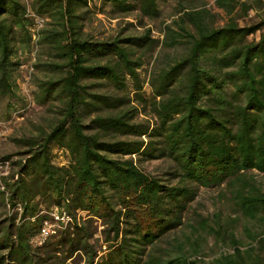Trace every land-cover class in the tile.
Wrapping results in <instances>:
<instances>
[{
    "label": "trees",
    "instance_id": "1",
    "mask_svg": "<svg viewBox=\"0 0 264 264\" xmlns=\"http://www.w3.org/2000/svg\"><path fill=\"white\" fill-rule=\"evenodd\" d=\"M87 1L93 0L31 3L47 20L36 44L49 58L34 67L55 74L39 80L31 97L39 105L55 102L56 117L47 130L13 139L23 150L11 162L14 170L0 178V206L6 198L10 208L18 204L20 210L0 214V264H73L76 257L84 264H139L146 245L181 223L195 186L225 183L248 218L264 210V193L246 176L252 170L264 174V15L238 23L249 10L262 8V1L214 0L227 16L219 27L207 24L203 8L184 11L178 30L167 25L164 44L183 39L186 51L150 77L149 99L141 94L140 60L132 49L156 40L147 31L87 37L85 11H79ZM98 1L113 13L136 6L148 18L159 13L156 0H137L136 6L130 0ZM31 26L20 0H0V100L9 109L12 71L21 64L14 57L32 49ZM126 75L133 99L154 115L152 126L133 120ZM101 83L119 93L92 90ZM54 149L65 153V163L53 162ZM159 157L171 162L174 183L136 164ZM53 212L65 213L69 221L36 245L42 222L53 221ZM102 244L107 254L94 262ZM253 250L161 264H264V255ZM152 259L145 262L155 264Z\"/></svg>",
    "mask_w": 264,
    "mask_h": 264
},
{
    "label": "rangeland",
    "instance_id": "2",
    "mask_svg": "<svg viewBox=\"0 0 264 264\" xmlns=\"http://www.w3.org/2000/svg\"><path fill=\"white\" fill-rule=\"evenodd\" d=\"M136 6L137 0H130ZM262 3L264 0H261ZM158 16L148 18L142 16L137 9L125 13H113L109 6L100 5L98 0L87 1L86 6L79 11H85L82 19V32L93 39H108L124 36H141L147 31L150 38L156 40L150 47L133 48V57L140 60L136 68L139 83H141V94L149 99L151 88L149 79L160 69L174 63L186 51V44L181 39L180 43L167 46L164 41L166 37L165 27L170 25L173 30H178L179 16L184 11L203 8L206 11L205 21L213 27L221 26L227 16L222 9L217 8L214 0H156ZM254 14L264 15L263 5L258 11L249 10L248 15L238 20L239 24L254 19ZM46 22L44 23L45 28ZM176 22V24H175ZM257 37V33L248 36L250 39ZM14 59L20 61V65L12 71L11 82L15 93L10 99L13 106H6V99L0 100V159L8 160L7 174L14 167L11 162L19 158L18 153L23 150L14 141L36 134L39 130H47L56 117L55 102L48 101L42 105L36 104L31 93L36 90L39 80L54 77V73L46 72L34 64H41L49 60L43 45L36 44L29 52L18 50ZM57 77V76H56ZM98 83V81H89ZM129 104L134 107V121L146 122L150 126L154 123V115L148 106L140 105L133 99V87L128 76H125ZM92 90L102 92L119 93L112 89L107 83H101L92 87ZM89 116L85 117L86 122ZM144 139V137H142ZM135 161V156L132 157ZM66 155L58 149L53 150V162L65 163ZM138 167L145 173L155 176L163 183H174L176 178L172 177V164L164 157L136 161ZM3 175H0V178ZM5 176V175H4ZM246 176H251L257 186L264 193V174L255 170L248 171ZM193 198L186 204L181 213V223L176 227L164 232L153 243L146 245L142 255H138L139 264L146 263L152 257L153 263L161 264L166 260L179 258L180 260H202L209 261L220 254H231L234 248L241 251L247 250L249 246L254 248L253 255H264V210L260 209L254 218L244 216L238 209L232 198V188L225 183L217 187L195 186ZM4 212L9 215L5 205L0 206V214ZM82 216L83 213L78 212ZM65 218L58 222L51 221L53 228H61L59 225L66 224ZM108 249L102 244L97 251L94 262L100 258L104 259ZM146 261V262H145ZM73 264H84L82 257H76Z\"/></svg>",
    "mask_w": 264,
    "mask_h": 264
},
{
    "label": "built area",
    "instance_id": "3",
    "mask_svg": "<svg viewBox=\"0 0 264 264\" xmlns=\"http://www.w3.org/2000/svg\"><path fill=\"white\" fill-rule=\"evenodd\" d=\"M23 8H24V14L27 18H29L32 21V26L30 28L31 31V43H32V50L34 46L36 45V41L39 36V31L42 29L44 26V23L46 21V18L42 15H39L35 13V11L31 7V3L33 0H20ZM263 9H264V2H263ZM8 169V160L0 159V175H6ZM0 190H3V186L0 184ZM6 196V194H5ZM5 202V207L7 210L11 211L16 208L17 211L20 210V207L18 204H16V207L10 208L9 203L7 202V199H4ZM52 217L55 219V222H58V219H63L65 218L66 221L69 220V217L65 213H61L59 216L55 214V212L50 213ZM56 231L55 228H53L51 221H43L42 225L39 229V232L37 236L34 238L33 242L36 245H40L47 237L52 235Z\"/></svg>",
    "mask_w": 264,
    "mask_h": 264
}]
</instances>
